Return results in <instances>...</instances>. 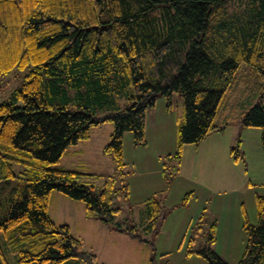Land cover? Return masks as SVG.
I'll list each match as a JSON object with an SVG mask.
<instances>
[{"label": "trees", "instance_id": "trees-1", "mask_svg": "<svg viewBox=\"0 0 264 264\" xmlns=\"http://www.w3.org/2000/svg\"><path fill=\"white\" fill-rule=\"evenodd\" d=\"M243 65L256 77L257 101L241 124L260 129L264 149V0H0V74L28 67L0 101V264H7L9 250L17 264L69 258L107 264L83 249L67 223L49 216L52 190L81 201L86 217L147 243L134 224L115 220L119 208L106 196L112 176L95 193L93 185L76 180L82 172L48 164L109 120L103 151L120 168L123 133L132 131L133 142L144 144L147 109L159 94L170 109L178 92L182 121L176 149L167 155L176 171L185 144L227 126L215 118ZM229 155L239 159L238 145ZM141 204L139 229L152 231L163 203L153 193ZM255 208L254 224L243 211L247 239L235 264H264V194H256ZM214 239L211 225L207 246L187 252L199 253L207 264H229L210 248Z\"/></svg>", "mask_w": 264, "mask_h": 264}, {"label": "rangeland", "instance_id": "rangeland-1", "mask_svg": "<svg viewBox=\"0 0 264 264\" xmlns=\"http://www.w3.org/2000/svg\"><path fill=\"white\" fill-rule=\"evenodd\" d=\"M27 69L28 67H15L7 73L0 74V101L20 85ZM244 69L247 68L243 65L223 96L215 122L227 123L223 135L229 144L228 148L238 145L239 152H241L239 159L233 161L237 162L236 167H241L243 171L246 169V176L251 177V182L254 184L257 179H255L253 170V160L257 156L260 129L242 126L241 121L246 110L257 101L253 93L256 87V77L251 69L247 71ZM162 99L165 100L164 96L159 94L155 104L158 105ZM122 101L126 104V101ZM177 102L182 107V99L178 92L174 93L169 109L174 121L179 117ZM104 123L111 124L109 120ZM132 138V131L123 133V160L129 162H125L120 168L116 167L109 152H100L96 148L98 143L94 140L97 138L86 142L90 144V147L86 149L82 146L85 142H79L78 146L70 144L59 160L49 163L48 167L63 165L68 166L64 168L82 172L83 175L78 176L76 180L93 185L95 193L105 188L109 176H112L114 182L112 192L106 196L108 198L111 196L112 206L119 208L115 220L120 221L123 227L134 224L138 228L137 233L140 237L146 238L147 243H141L134 238L122 240L120 237H127L125 234L112 230L107 223L86 218L81 201L68 198L56 190H52L49 194L48 214L52 220L57 224L67 223L71 232L81 239L83 249L94 253L98 261L107 264H149L150 262L151 264H207L205 258L199 253L195 251L188 253L187 250L206 247L208 233L213 225L215 239L210 244V248L229 264L237 263L244 251L247 239L242 229L243 211L250 223L257 222L255 201L250 193H244L241 189L231 191L227 186L224 187L227 191L219 196L205 192L201 185L190 184V182L187 184L191 187L180 193L178 186L181 187L186 182L182 179L175 182L173 180L175 175L172 174L170 177H165L168 187L164 190L165 196L161 199L163 218L160 215L152 231L141 230L139 225L143 216L142 204L141 202L133 203L129 194H126L127 190L121 186L122 183H127L129 176L136 175V171L142 168L140 165L133 164L130 159ZM127 141L130 143L129 147ZM137 147H141L142 151L151 149V146L144 148V144H138ZM82 149L86 151L89 149L86 157L82 154ZM140 150H135V154H140ZM106 154L110 156V160ZM162 161L168 171H174L176 162L173 158L163 155ZM186 165L189 166V163ZM18 167H20L19 164L15 163L14 168ZM187 192L188 199L184 201L183 197ZM218 199H222V206H217ZM239 212L242 217H240V222H235L234 216ZM5 255L7 264H17V255L14 251L9 250ZM61 264L87 263L78 258H69Z\"/></svg>", "mask_w": 264, "mask_h": 264}, {"label": "crops", "instance_id": "crops-1", "mask_svg": "<svg viewBox=\"0 0 264 264\" xmlns=\"http://www.w3.org/2000/svg\"><path fill=\"white\" fill-rule=\"evenodd\" d=\"M176 108L179 111V117L176 121L172 120L171 111L167 109L166 100L164 99L159 101L158 105L155 104L147 109L145 114L144 148L151 146L149 151L140 150L141 147H137L138 144L134 143L132 138L130 159L133 164L142 167L136 171V175H131L127 179V191L133 203L142 202L153 193L163 199L165 196L164 190L168 187L165 177H170L172 174L175 175H173L175 182L179 179L186 182L181 187L178 186L180 193L191 187V185L187 184L190 182V184L201 185L205 192L219 196L227 191L224 188L227 186L230 187L231 191L241 189L244 193L249 192L254 201L256 194H264V149L261 140L256 149L257 156L253 160V170L255 179H257L253 184L251 177L246 176V169L243 171L241 167H236L237 162L233 161L229 156V144L223 135L225 129L210 132L197 144H185L182 147L177 170L168 171V168L163 165L162 156L172 154L176 149L177 126L182 121V107H180L178 102ZM111 129L112 125L109 123L102 122L94 125L90 128L89 137L83 139L84 141H77L73 146H78L79 142H85L82 146L86 149L90 147V144L86 142H89L92 138H97L94 140L98 143L96 148L100 152H104L103 146L109 140ZM127 146H130L129 141H127ZM135 150H140L141 153L135 154ZM82 154L86 157L89 154V149L87 151L82 149ZM106 156L110 160V156L107 154ZM125 162L129 161L126 160ZM187 163H189V166L186 165ZM150 166L153 168H149ZM58 167L64 168L68 166L59 165ZM207 203L208 201L205 202V206ZM222 203V199H218L217 206H222ZM234 217L235 222H240L241 212L239 214L236 213ZM120 233L127 236L120 237L122 240L133 238L125 232Z\"/></svg>", "mask_w": 264, "mask_h": 264}]
</instances>
